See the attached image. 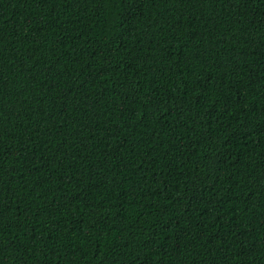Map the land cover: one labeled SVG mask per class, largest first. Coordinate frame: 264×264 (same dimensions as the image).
Instances as JSON below:
<instances>
[{"label": "trees", "instance_id": "obj_1", "mask_svg": "<svg viewBox=\"0 0 264 264\" xmlns=\"http://www.w3.org/2000/svg\"><path fill=\"white\" fill-rule=\"evenodd\" d=\"M0 264H264V0H0Z\"/></svg>", "mask_w": 264, "mask_h": 264}]
</instances>
